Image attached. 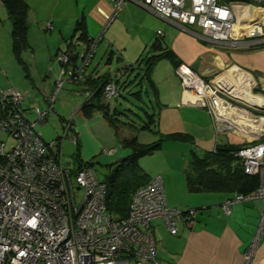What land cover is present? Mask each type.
I'll list each match as a JSON object with an SVG mask.
<instances>
[{
	"label": "crops",
	"instance_id": "obj_1",
	"mask_svg": "<svg viewBox=\"0 0 264 264\" xmlns=\"http://www.w3.org/2000/svg\"><path fill=\"white\" fill-rule=\"evenodd\" d=\"M25 2L28 5L26 33L28 45L21 56L26 68L24 64L18 62L13 51L11 20L0 0V85L22 90L25 93L23 106L28 113L34 107L44 109L47 106L44 96L51 89L58 72L57 55L73 46L77 50L83 48L86 40L79 36L82 32L83 36L88 38L102 32L100 42H106V50L108 46L112 48L107 50L109 55L106 64H110L115 57L117 67L133 63L134 61H131L133 56L137 54L140 56L151 38L155 40L163 38L165 48L172 50L174 58L158 59L150 71L159 100L157 126L187 124L199 129L213 126L214 133L223 135L224 138L222 142L215 141L214 145H211V134L210 138L200 140L206 142L207 150L214 148L217 143L236 145L264 138V108H257L259 111L251 112L247 107H237L226 100L222 106L226 108L227 105L229 111H226V117L219 116L217 109L213 113L208 107L198 105L192 93L183 90L174 73L175 62L178 60L189 65L206 80H216L219 87L228 89V95L239 99L230 89L236 90L243 97H246L245 90H250L251 95H255V99L259 97L263 105L264 46L260 48L229 46L199 39L181 25L134 1H127L109 23L108 20L113 13L112 0H25ZM145 21L153 23L151 30L156 28L155 34L150 30L151 33L147 37L141 36L131 41L124 38L129 34V26L143 28ZM78 23L81 24V29L76 31ZM157 31H160L159 35ZM117 51L120 55H116ZM115 70L112 72L93 67L91 62L86 71V78L100 75L119 77L122 70L116 67ZM84 82L85 80L76 84L80 86L78 89L70 88L72 93L75 95L84 93L86 96L88 90ZM254 88L258 91L253 92ZM86 100L87 96L72 110L73 112H70L73 126L71 133L77 137L79 157L82 161L108 157L104 164L110 170L115 163L130 153V148L122 145L121 139L133 134L127 127L131 124L122 119L127 118L126 115H120L118 126H121V129L116 132L99 110L85 117L79 107ZM248 102L250 101L245 102L248 106H259ZM59 106L63 107L62 104ZM110 106L114 108L115 104ZM63 119L65 118L60 115L59 120ZM222 122H226V132L223 131L225 129L219 130V124ZM179 130L168 128L161 132L167 134ZM190 132L188 133L192 135L194 142L197 137H201L200 135L196 137ZM187 143L193 144L180 140H164L160 149L150 155L148 162H142L145 156L138 160L140 168L150 179L155 175L162 177L166 200L170 207L195 210L193 222L190 223L184 218L176 221L178 230L175 234L169 233L161 217H155L150 221L156 241L158 262L242 264L243 253L264 211V200L258 198L236 202L231 205L230 213L224 215L221 204L233 194L218 191L189 192L185 170L188 169L191 152L194 149L189 148ZM108 150L112 152L109 153ZM195 152L199 155L203 153ZM254 262L264 264V222Z\"/></svg>",
	"mask_w": 264,
	"mask_h": 264
},
{
	"label": "built area",
	"instance_id": "obj_2",
	"mask_svg": "<svg viewBox=\"0 0 264 264\" xmlns=\"http://www.w3.org/2000/svg\"><path fill=\"white\" fill-rule=\"evenodd\" d=\"M127 1L151 8L202 40L243 47L264 43V0H112L108 23ZM101 38L102 32L89 37L80 50L73 46L57 55L58 72L44 96L47 106L32 109L35 120L27 118L25 93L0 85V130L13 142L7 148L0 140V264H158L150 221L161 217L171 234L177 232L178 219L193 222L194 209L183 211L167 205L159 175L132 193L126 217L112 220L106 211V184L95 170L91 166L75 170L63 163L64 138L77 145L76 135H68L72 117L62 120L63 136L49 142L35 130V125L42 124L54 110L64 85L86 79ZM174 73L198 105L214 113L226 103L222 95L229 92L216 80H206L185 63H179ZM116 87L107 82L102 89L104 98H116ZM235 155L244 172L257 176L259 184L252 193L224 200V215L236 202L264 200V142H247ZM263 222L264 211L242 264H256L254 254Z\"/></svg>",
	"mask_w": 264,
	"mask_h": 264
},
{
	"label": "trees",
	"instance_id": "obj_3",
	"mask_svg": "<svg viewBox=\"0 0 264 264\" xmlns=\"http://www.w3.org/2000/svg\"><path fill=\"white\" fill-rule=\"evenodd\" d=\"M1 1L6 8L8 17L12 24L11 33L13 39V51L18 59V62H21L22 65L24 64L23 66L26 68L25 62L22 60L21 55L22 52L27 49L28 45L26 39L28 5L25 0ZM79 29H81V24L78 23L76 31ZM83 35V32L79 34V36L83 37L87 42L88 36ZM150 51L152 52L151 54H148L145 62L140 55L133 63L123 64L119 67H116V69L122 70V73L119 75V77L128 76L135 72L133 79L139 76L138 84L143 85L145 83V85H148L154 94H156L155 85L150 77V71L158 59L163 57L173 59L174 53L172 50L165 48V45L160 38H157L154 42H152ZM179 63L180 62L176 60L175 67ZM119 77L116 76L110 78V76L102 75L95 78L92 76L87 77L84 84L87 85L86 87L90 95L87 97V100L79 107L80 111L85 117L89 116L95 110L101 111L104 118L112 125L116 132L120 128V126H118L119 116H128V112L131 111V109L126 108L119 110L116 106L114 108L111 107L109 102H107L104 98L102 89L107 82H113L117 86L116 88L118 90L119 96ZM133 79L129 82L131 83ZM129 82L125 81L122 87L126 89V87L130 84ZM257 91L258 90L256 88L253 89V92ZM142 92V89H139L135 92H129V95L131 94L142 101ZM142 111L144 112V116L146 118L141 119L142 126H139V129L148 130L153 133V128L156 123L155 114L149 111L146 112L143 109ZM127 127H129L131 130H133L132 127L134 129L138 128L133 124ZM157 134L159 135L158 138L148 143L139 142L134 134L121 139V144L130 148V153L115 163L113 167L108 170V173L103 180L100 179L106 184L105 203L106 211L110 218L120 219L126 217L128 214L132 193L139 186L146 184L156 176L155 175L150 179L148 174L140 168L138 160L141 157L151 155L160 149L164 140L193 142V137L188 132L177 131L167 134L158 132ZM263 140L264 138L260 139L259 141L263 142ZM246 144V142L236 145L229 143H217L214 148L205 150L201 155L192 150L188 169L185 170V180L189 192L218 191L227 193L229 195L233 194L228 196L226 199L231 198L235 194L252 193L257 188L259 179L255 175L246 174L243 170V167L240 165V158L235 155V152ZM73 157V169L75 170H78L82 166H93L94 162L92 160L82 161L80 159L78 150H76ZM185 210L186 209L183 211Z\"/></svg>",
	"mask_w": 264,
	"mask_h": 264
},
{
	"label": "rangeland",
	"instance_id": "obj_4",
	"mask_svg": "<svg viewBox=\"0 0 264 264\" xmlns=\"http://www.w3.org/2000/svg\"><path fill=\"white\" fill-rule=\"evenodd\" d=\"M226 1V0H224ZM123 9V8H122ZM137 21V20H136ZM147 23V24H146ZM153 27V23L151 21L144 23L143 28L141 27H137L135 25L129 26L128 28V33L127 36H124V38H128L130 41L134 38L136 39L137 37H141V36H148L151 32L150 30ZM155 30L156 28H154V30L152 32H154L155 34ZM98 36V35H97ZM94 36L93 38L97 37ZM161 37V36H159ZM153 39V40H151ZM150 40H148V44L145 48V50L142 51V53L140 54L142 56V59H144V62L146 60V57L148 56V54H151L152 51L151 50V44L152 42H154V38H151ZM163 39V38H162ZM106 42H100L97 46V51L95 53V56L92 60L93 63V67H99L100 69H107L110 71H114L115 67L118 66V64L116 63V59L115 57L112 59V62L110 64H106V59L109 55V49H112L111 46L107 47L106 50ZM263 44L257 45L255 46V48H260L263 47ZM116 55H120L119 51L116 52ZM139 55L137 54L136 56H133L131 61H135L136 58ZM218 75V74H217ZM135 76V72L128 75V76H120L119 77V83H120V87H119V96H117L116 98H112V99H106L107 102H109L110 104H115V106L119 109V110H123L126 108H130L131 111L128 112V116L126 117H122L123 120H127L130 122V124L135 125L138 128H133L132 127V132L134 134V136H136L137 140L139 142H143V143H148L151 142L153 140H156L158 138V132L162 133L161 131H164L166 129H180L179 131L182 132H190L192 131L194 134L193 135H200L201 137H197L198 139L196 140V142H194L193 139V144H186L189 148L194 149L195 151H197L198 153L203 152L206 149V142L200 141V140H205L207 137H211L209 136V134L212 135V141H211V145L215 144V141L218 142H222L223 141V135H216L214 133V127L213 126H208V127H204L202 129H199L196 126H191V125H187V124H183L184 126H157V121L159 118V105H158V98H157V94H154V92L149 88L148 85H145V83L143 85L138 84L139 82V76L136 77L135 79H133ZM133 79V81L130 83L129 81H131ZM129 82V86L126 87V89H124L122 87L124 82ZM70 88H75L78 89L80 88L79 85L76 84H70V83H66L64 85V88L60 91L57 100L55 101L54 104V110L50 113L49 117L42 123H37L35 125V130L38 131L39 133L42 134V137L44 139L45 142H49L53 139H56L58 137L63 136L64 134V130L62 127V120H59L60 115H62L65 119H67L70 116V112H73L72 110L74 108H76L77 105L81 104L82 101L86 98L84 93H81L79 95H75L72 93ZM142 89V101L140 99H137L135 96H132L131 94L129 95V92H135L136 90ZM223 98L227 99L231 104H233L234 106H242L247 107L248 110H250L251 112H257L259 111L257 109V107L254 106H248L247 103H245L244 101H241L233 96L228 95L227 92L225 93V95H222ZM63 105V107L59 105ZM237 106V107H238ZM31 108V107H30ZM145 110L146 112H151L155 114V119H156V123L154 125L153 128V133L148 131V130H140L139 126H142L141 124V119L146 118L144 116V112L142 111ZM67 110V112H66ZM28 119L29 120H35L36 116L33 113V111L28 113ZM165 120V118H164ZM219 130H223L226 132V122H222L219 124ZM73 127V126H71ZM121 129V126H120ZM188 131H187V130ZM155 132V133H154ZM190 132V133H192ZM198 133V134H197ZM71 135V131H69V134ZM263 139V138H261ZM0 140L4 141L6 143L7 148L11 147L12 145V139L3 131L0 130ZM63 152H62V160L63 163L65 165H69L70 167H72L74 165V153L77 150V146H74L72 144V142L70 141V139L68 137L64 138L63 140ZM196 143V146H195ZM210 147V146H209ZM148 158H150V155L145 156L144 159H142V162H148ZM108 160V157H99V160L97 158H94L92 161L93 166L92 168L95 170L97 176L99 179H104L106 174L108 173V167L107 165H105L104 163H106ZM147 165V164H146ZM109 216V215H108ZM112 219V218H111ZM115 220V219H112Z\"/></svg>",
	"mask_w": 264,
	"mask_h": 264
},
{
	"label": "bare ground",
	"instance_id": "obj_5",
	"mask_svg": "<svg viewBox=\"0 0 264 264\" xmlns=\"http://www.w3.org/2000/svg\"><path fill=\"white\" fill-rule=\"evenodd\" d=\"M221 88V87H220ZM226 90H228L227 88H226ZM231 90V92L234 94V95H237V97L239 98V99H241V100H244L245 102H247V100H249L250 102H248V103H251L252 105L254 104V105H259V106H261L262 104L260 103V101H259V97L257 98V99H255L256 97H255V95H251V93H250V90H245V95H246V97H243L242 95H239L237 92H236V90H234V89H230ZM261 104V105H260ZM226 111H229V109H228V106L226 105V108L224 107V106H222V105H219L218 107H217V112H218V114H219V116H224V117H226ZM140 187V186H139ZM138 187V188H139Z\"/></svg>",
	"mask_w": 264,
	"mask_h": 264
},
{
	"label": "water",
	"instance_id": "obj_6",
	"mask_svg": "<svg viewBox=\"0 0 264 264\" xmlns=\"http://www.w3.org/2000/svg\"><path fill=\"white\" fill-rule=\"evenodd\" d=\"M237 106H238V104H237ZM257 108H259V109H260V108H261V109L264 108V104L261 105V106H257Z\"/></svg>",
	"mask_w": 264,
	"mask_h": 264
}]
</instances>
